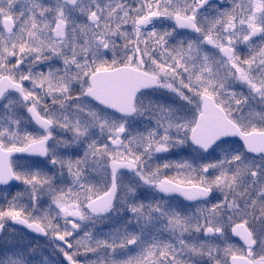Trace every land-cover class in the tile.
I'll list each match as a JSON object with an SVG mask.
<instances>
[{
    "label": "snow or ice",
    "instance_id": "snow-or-ice-1",
    "mask_svg": "<svg viewBox=\"0 0 264 264\" xmlns=\"http://www.w3.org/2000/svg\"><path fill=\"white\" fill-rule=\"evenodd\" d=\"M0 264H264V0H0Z\"/></svg>",
    "mask_w": 264,
    "mask_h": 264
}]
</instances>
